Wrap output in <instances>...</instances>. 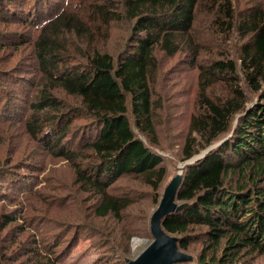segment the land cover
I'll list each match as a JSON object with an SVG mask.
<instances>
[{"label":"trees","instance_id":"trees-1","mask_svg":"<svg viewBox=\"0 0 264 264\" xmlns=\"http://www.w3.org/2000/svg\"><path fill=\"white\" fill-rule=\"evenodd\" d=\"M180 162L175 264H264V0H0V264H129Z\"/></svg>","mask_w":264,"mask_h":264},{"label":"water","instance_id":"water-1","mask_svg":"<svg viewBox=\"0 0 264 264\" xmlns=\"http://www.w3.org/2000/svg\"><path fill=\"white\" fill-rule=\"evenodd\" d=\"M198 157L188 161L192 162ZM181 172L176 179L168 186L164 196L151 218V231L153 235L152 243L133 261L129 264H175L186 262L190 257L181 252L178 248V238L167 234L162 228V220L165 216L172 214L181 209L176 201L177 188L181 181L183 166H180ZM178 179L174 188L173 194L169 197L172 185Z\"/></svg>","mask_w":264,"mask_h":264},{"label":"rangeland","instance_id":"rangeland-1","mask_svg":"<svg viewBox=\"0 0 264 264\" xmlns=\"http://www.w3.org/2000/svg\"><path fill=\"white\" fill-rule=\"evenodd\" d=\"M160 153V152H159ZM164 157H168V154H162ZM58 165V164H53ZM178 175L181 172L180 166L183 165L182 162L178 163ZM176 179V178H175ZM174 179V180H175ZM173 180V181H174ZM172 181V182H173ZM157 210V208L150 209L149 213V225L151 222L152 215ZM53 212L60 217H72L74 213V205L72 203H67L61 206H54ZM151 216V217H150ZM46 231L45 228L39 229L40 237ZM154 238H151L149 235H137L131 239V253L127 257L129 261L135 260L153 241ZM97 254L94 251L89 240H81L77 247H75L69 256L61 260V264H93L96 259Z\"/></svg>","mask_w":264,"mask_h":264},{"label":"bare ground","instance_id":"bare-ground-1","mask_svg":"<svg viewBox=\"0 0 264 264\" xmlns=\"http://www.w3.org/2000/svg\"><path fill=\"white\" fill-rule=\"evenodd\" d=\"M177 182H178V179H177V180L174 182V184L172 185L171 190H170V193H169V197H171V195L173 194V191H174V188H175Z\"/></svg>","mask_w":264,"mask_h":264}]
</instances>
